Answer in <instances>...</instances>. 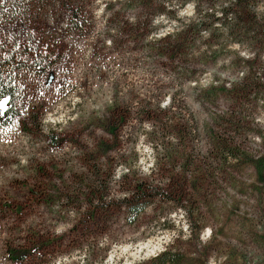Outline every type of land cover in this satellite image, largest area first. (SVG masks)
<instances>
[{
  "label": "rangeland",
  "instance_id": "rangeland-1",
  "mask_svg": "<svg viewBox=\"0 0 264 264\" xmlns=\"http://www.w3.org/2000/svg\"><path fill=\"white\" fill-rule=\"evenodd\" d=\"M139 1L85 0L78 34L48 14L66 57L34 76L38 123L0 128V264H264V0L236 36L234 0ZM209 15L180 60L159 49Z\"/></svg>",
  "mask_w": 264,
  "mask_h": 264
},
{
  "label": "trees",
  "instance_id": "trees-1",
  "mask_svg": "<svg viewBox=\"0 0 264 264\" xmlns=\"http://www.w3.org/2000/svg\"><path fill=\"white\" fill-rule=\"evenodd\" d=\"M250 1L234 0L229 10H234L235 17L229 19L227 15H224L223 23L232 36L249 29H258L257 21L254 22L247 16ZM139 2L143 10L155 8L161 12L165 10V1L159 6L155 4L156 0H140ZM55 3L56 9L53 8ZM87 5L85 0H0V101H8L3 109L4 115L0 116L1 129L18 119L23 126H27L28 122L34 119L38 123L39 115L32 112L22 114L25 101H27L26 96L33 89L34 76L44 72L46 67H57L60 65L59 60L66 57L63 55L64 46L60 38H54L53 34L47 31L49 29L46 22L48 14L60 17L66 13L70 17V23L62 32L72 29L78 34L92 27L86 23V15H84ZM211 18L212 15H209L182 24L181 30L175 36L166 35L160 39V42L164 44L159 45V49L166 48L165 52L172 57V61L180 60L177 53L185 52L189 38L194 37L202 29H209V32H212L209 26L212 23ZM59 23L56 21L53 28H61ZM139 27L145 28L141 23ZM131 29L124 34L141 35L138 28L132 27ZM120 33L123 34V32ZM172 36L175 37L174 40H171ZM57 141L59 140L55 138L52 142L56 144ZM125 205L128 206V212L133 216H137L145 208L144 204L140 205L137 200L131 198L125 200ZM29 253L11 249L8 256L9 259L17 261ZM184 258V254L165 250L158 259L162 260L161 264H180Z\"/></svg>",
  "mask_w": 264,
  "mask_h": 264
},
{
  "label": "snow or ice",
  "instance_id": "snow-or-ice-1",
  "mask_svg": "<svg viewBox=\"0 0 264 264\" xmlns=\"http://www.w3.org/2000/svg\"><path fill=\"white\" fill-rule=\"evenodd\" d=\"M7 104H8L7 100L0 101V116L4 115L3 109H4L5 105H7Z\"/></svg>",
  "mask_w": 264,
  "mask_h": 264
},
{
  "label": "water",
  "instance_id": "water-1",
  "mask_svg": "<svg viewBox=\"0 0 264 264\" xmlns=\"http://www.w3.org/2000/svg\"><path fill=\"white\" fill-rule=\"evenodd\" d=\"M52 79H53V73L50 72L46 83L49 84L52 81Z\"/></svg>",
  "mask_w": 264,
  "mask_h": 264
}]
</instances>
